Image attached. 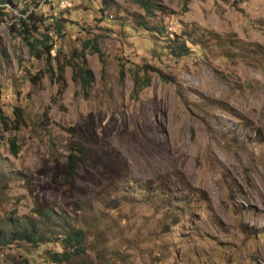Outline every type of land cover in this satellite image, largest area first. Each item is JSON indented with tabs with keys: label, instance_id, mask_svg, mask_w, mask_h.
<instances>
[{
	"label": "rangeland",
	"instance_id": "1",
	"mask_svg": "<svg viewBox=\"0 0 264 264\" xmlns=\"http://www.w3.org/2000/svg\"><path fill=\"white\" fill-rule=\"evenodd\" d=\"M34 1L63 30L49 34V63L33 59L7 32L31 2L3 5L0 228L47 226L43 205L83 228L84 253L65 264H264V0H149L151 14L129 0ZM170 34L189 40L185 56L165 48ZM92 37L101 56L84 53V92L67 64ZM143 72L150 85L135 95ZM72 146L87 157L69 177ZM132 179L180 202L124 197ZM55 251L14 242L0 264H50L42 254Z\"/></svg>",
	"mask_w": 264,
	"mask_h": 264
},
{
	"label": "trees",
	"instance_id": "2",
	"mask_svg": "<svg viewBox=\"0 0 264 264\" xmlns=\"http://www.w3.org/2000/svg\"><path fill=\"white\" fill-rule=\"evenodd\" d=\"M14 1L17 0H0V18L6 16L3 12L5 4H10L12 7H16ZM31 6L24 4V8L20 11V14L12 19L7 26V32L10 36L19 38L24 47L26 48L28 55L36 60L44 59L47 63L51 57V51L53 47V40L49 34L54 36H61L63 30V20L51 19V22H47L49 19L43 17L41 13L34 11L36 5L34 0H29ZM133 4L137 5L146 14H151L152 11L157 10L156 5L149 0H129ZM31 9V10H29ZM53 18V17H51ZM140 27L152 35H158L163 37L162 27H150L146 23H140ZM184 34L176 35L170 34L165 36V48L168 49L173 57H183L187 54L188 48L184 47L185 42H189L184 38ZM88 51L90 54H96L99 57L100 52L97 47V38L92 37L86 39L80 43V48L77 52L73 51L71 55V61L67 64L73 73V77L79 82L80 89L86 91L91 83V74L88 69L85 68L84 53ZM4 49L0 48V56H4ZM55 82L63 88L62 67L55 68ZM52 74V73H51ZM51 74L49 75L50 79ZM54 82V81H53ZM150 85V77L147 76V72H143V76L136 84L135 95L141 90L147 88ZM1 91V86H0ZM1 96V92H0ZM14 117L16 121L21 119V112L14 110ZM0 124L6 127L9 124L8 119L3 115L0 109ZM15 129V126L14 128ZM10 150L13 154L17 153V147L14 145V139H11ZM79 147L72 146L70 152L66 157L64 171L67 176L73 175L75 165L83 161L87 156ZM158 187L152 186L150 181L140 180H128L124 181L119 187V191L129 192L124 197L133 198V192H138L143 201L147 203L159 202L164 206L172 205L173 202H180L175 198L172 193H166V191H156ZM158 197L157 200H155ZM155 200V201H154ZM34 214L40 218L43 222H46L44 226L37 225L32 222L22 224H14V228L9 231H5L0 228V248L5 247L14 242H22L29 245L32 248H38L39 245L53 243L58 245L59 251L53 253L45 252L42 254V258L48 261L50 264H65L74 257H79L84 253V231L81 227H76L75 221L67 218L59 212H55L48 208V206L40 205L35 208ZM46 226V227H45ZM15 264V263H13ZM16 264H28L27 258H24L20 263Z\"/></svg>",
	"mask_w": 264,
	"mask_h": 264
}]
</instances>
